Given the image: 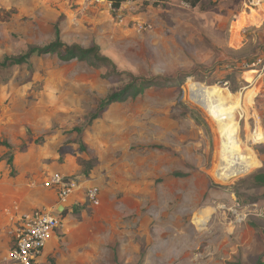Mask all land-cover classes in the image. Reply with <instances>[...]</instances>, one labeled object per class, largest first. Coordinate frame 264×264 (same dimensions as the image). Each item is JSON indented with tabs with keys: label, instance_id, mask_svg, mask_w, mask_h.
Masks as SVG:
<instances>
[{
	"label": "rangeland",
	"instance_id": "1",
	"mask_svg": "<svg viewBox=\"0 0 264 264\" xmlns=\"http://www.w3.org/2000/svg\"><path fill=\"white\" fill-rule=\"evenodd\" d=\"M57 28L69 45H99L119 71L177 80L100 112L128 82L104 65L54 52L0 68V264H12L22 217L37 209L61 221L41 264H264V187L246 181L264 170V77L254 64L264 55V0L208 10L182 0L119 9L108 0H0V61L54 41ZM189 80L222 92L236 118L228 136L250 148L253 170L216 176L218 125ZM53 171L84 182L67 210L45 184ZM91 184L100 205L84 203ZM237 200L250 206L245 220L229 210ZM206 207L213 212L201 220Z\"/></svg>",
	"mask_w": 264,
	"mask_h": 264
},
{
	"label": "trees",
	"instance_id": "2",
	"mask_svg": "<svg viewBox=\"0 0 264 264\" xmlns=\"http://www.w3.org/2000/svg\"><path fill=\"white\" fill-rule=\"evenodd\" d=\"M114 9H119L125 2L131 0H108ZM148 4H152L153 6L165 7L168 2L171 0H145ZM190 7H199L201 10H208L212 7H215L219 0H182ZM57 52L59 56L63 60H70L72 58H78L82 60L88 61L92 66L97 68L102 67V65L106 66L109 71V77L115 78L117 80H123L124 77L128 79L126 85L119 92L111 93L107 95L106 99L102 102L101 111L107 109V107L114 102H122L129 95H138L141 94L147 87H151L155 84H160L166 80H172V82L176 81V78H167L162 77L160 75L156 76H141L135 75L132 72L128 71H119L116 67L114 61L103 54L101 51V47L97 44L90 46L89 48H84L80 44H67L61 40L59 36V29L57 28V37L54 41L49 42L43 45H31L29 48L21 55H11L6 56L3 60L0 61V68H6L18 64H23L29 62V60L34 56H40L47 53ZM124 76V77H123ZM189 75H184L182 82ZM204 80V79H203ZM94 117H99L100 115H93ZM82 135V131L80 132ZM85 149V145H83ZM83 172L85 176L89 173V171L95 166L94 161L89 160V163H83ZM176 175H181V173H176ZM250 187H264V170L257 171L250 175L249 179L246 180ZM245 182V181H244ZM238 187H235L234 192L237 195L238 200L243 198V193L239 191ZM264 197V193L262 195ZM68 208H66L67 210ZM78 211V208L75 209ZM59 231V229H58ZM15 245V238L13 239L12 246Z\"/></svg>",
	"mask_w": 264,
	"mask_h": 264
},
{
	"label": "built area",
	"instance_id": "3",
	"mask_svg": "<svg viewBox=\"0 0 264 264\" xmlns=\"http://www.w3.org/2000/svg\"><path fill=\"white\" fill-rule=\"evenodd\" d=\"M254 64L258 65L259 76L264 77V55L256 58ZM83 183L60 171H53L45 181L46 186L56 191L62 210L67 208L72 194L82 189ZM83 194L84 203L90 206L100 205L101 190L98 186L86 185ZM255 209L263 214V209L258 206ZM229 210L237 221L245 220L251 212L250 206H243L238 200ZM60 226L59 217L50 210L37 209L26 213L17 229L15 245L9 249L7 258L12 264H41L45 248Z\"/></svg>",
	"mask_w": 264,
	"mask_h": 264
},
{
	"label": "bare ground",
	"instance_id": "4",
	"mask_svg": "<svg viewBox=\"0 0 264 264\" xmlns=\"http://www.w3.org/2000/svg\"><path fill=\"white\" fill-rule=\"evenodd\" d=\"M251 16L258 17L255 13H252ZM188 85L193 90V92L191 91L193 99L195 98L208 109L218 125L219 163L215 171L216 176L220 180L226 181L234 174L240 175L241 172L247 173L253 170L256 164L251 157L250 148L245 149L237 136L236 138H231V135L228 136L229 132H235L236 118L234 109L226 106L227 102H223L222 92L216 93L214 87L210 88L209 85L193 80H189ZM212 212V208L206 207L199 211V218L201 220L207 219Z\"/></svg>",
	"mask_w": 264,
	"mask_h": 264
},
{
	"label": "crops",
	"instance_id": "5",
	"mask_svg": "<svg viewBox=\"0 0 264 264\" xmlns=\"http://www.w3.org/2000/svg\"><path fill=\"white\" fill-rule=\"evenodd\" d=\"M62 209V208H61Z\"/></svg>",
	"mask_w": 264,
	"mask_h": 264
}]
</instances>
